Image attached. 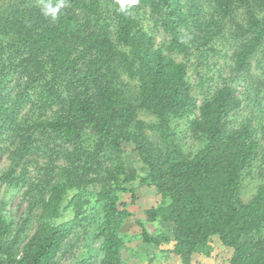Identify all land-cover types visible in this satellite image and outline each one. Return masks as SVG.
<instances>
[{"label":"trees","instance_id":"trees-1","mask_svg":"<svg viewBox=\"0 0 264 264\" xmlns=\"http://www.w3.org/2000/svg\"><path fill=\"white\" fill-rule=\"evenodd\" d=\"M70 1L72 8L61 9L54 22L40 9H0V55L1 36L15 33L18 39L11 44L25 52L17 68L29 76L26 90L40 85L43 108L58 107L52 120L32 130L49 132L64 143L79 141L87 130L96 137L92 151L78 145L75 154H68L69 166L43 189L48 195L38 201L41 221L20 250L21 230L8 241L12 225L0 205V264H56L65 242L91 220L88 206L82 208L80 202L84 188L93 182L101 185L95 197L103 210L96 235L102 241L100 264H123L122 229L131 214L120 194L130 193L134 200L138 187L154 189L161 199L145 212L148 225L171 228L170 234L160 228L152 235L141 224L144 243L158 248L174 243L169 252L179 264H194L211 257L212 241L218 239L221 250L232 252L230 264H264V185L247 203L240 195L242 171L259 143L250 122L236 128L231 121L243 104L233 84L264 46V0H139L168 37L159 46L135 16L137 6L120 13L116 0H108L113 24L94 27L75 8L101 19V1ZM242 8L247 11L245 25L235 21ZM228 21H235V34L241 38L232 55L231 77L198 105L187 64L177 56L188 57L192 47L214 51L209 46L225 39ZM115 66L138 83L137 104L114 84ZM3 104L0 112L10 116L16 103ZM139 111L155 117L156 123L139 120ZM179 120H186L191 136L205 142L195 155L184 153L174 140L171 125ZM146 130L157 135L159 148L148 141ZM31 144L30 136L21 138L20 159ZM124 144L133 145L140 165L147 168L144 178L125 164ZM105 151L115 157L114 166L98 179H85ZM69 212L71 217L63 220Z\"/></svg>","mask_w":264,"mask_h":264},{"label":"rangeland","instance_id":"rangeland-1","mask_svg":"<svg viewBox=\"0 0 264 264\" xmlns=\"http://www.w3.org/2000/svg\"><path fill=\"white\" fill-rule=\"evenodd\" d=\"M99 1H101V10L104 13L101 19H96L93 15L87 16L83 10L75 8L76 15L80 19L89 20L94 27L107 23L112 25L108 0ZM65 3L66 7L63 9L72 8L70 0H65ZM136 6L135 16L142 22L144 30L155 38L156 45L159 46L165 42L168 37L163 29L156 25L150 12L141 8L139 3ZM9 8H19L21 12L38 10L41 8V0H0L2 11H8ZM207 9L211 13V8ZM246 19V9L242 8L235 13V21L238 23L245 25ZM235 21L234 23L228 21L226 24L225 39H216L209 46L214 51L207 50L208 47L200 48V50L192 47L188 57L177 56L178 61L187 64L188 78L193 86V94L198 105L231 77L232 55L235 46L241 41V38L235 34L237 31L234 26ZM192 32L195 35H201L195 27H192ZM17 39L15 33L1 36L4 50L0 55V108L3 103L6 107H11L14 103L16 105L11 109L10 116H5L0 112V179H4L0 181V205L5 217L12 225L8 241L12 240L13 236L21 230L18 244L20 250L35 233L41 221L42 212L38 201L41 195H48V192L43 189L59 180L60 170L69 166L68 154H75L78 145L85 150L92 151L96 137L90 130H87L79 141L64 143L49 132L32 130L33 125L44 120H52L57 115L58 107L43 108L39 101L40 85L37 84L30 90H26L29 76L23 67L17 68L21 59L25 57V52L20 54L11 44ZM8 46L14 48H7ZM114 69V84L137 104L138 83L130 79L121 67L115 66ZM233 85L243 103L241 111L231 117L233 126L237 128L241 124L250 122L259 143L256 156L241 174L240 195L242 201L247 203L264 185V46L252 59L243 77ZM138 119L147 125L156 123L155 117L143 111H139ZM171 127L174 140L184 153L195 155L205 146L204 141L191 136L186 120L172 121ZM27 136L32 138V144L29 153L25 158L20 159L18 156L21 148L20 140ZM146 137L155 148L160 147L158 137L154 132L146 130ZM123 147L125 164L137 170L139 179L144 178L147 168L140 165L139 156L134 151L133 145L124 144ZM114 160L115 157L105 151L87 173L85 179L102 177L107 169L114 166ZM136 185L138 183L127 185L126 188L130 190ZM100 190L101 185L96 182L84 188L80 206L83 208L86 203L89 209L87 216L91 215V220L77 228L65 242L56 259V264H100L103 257L100 251L102 241L98 240L96 235L103 220V210L95 203V197ZM135 194L134 200L130 193L120 194L121 203L128 205L127 209L131 214L122 229L125 239L122 249L123 264H179L170 254H158L156 257V248L144 243L141 238L143 230L141 224L146 225L145 230L152 235L158 234L157 231L160 228L171 233L169 226L148 225L147 222L145 212L161 202L160 196L154 189L144 187H138ZM72 213L66 214L63 220H68ZM212 247L211 257L197 259L194 264H230L231 250H221L218 239H213ZM1 257L0 255V259Z\"/></svg>","mask_w":264,"mask_h":264},{"label":"clouds","instance_id":"clouds-1","mask_svg":"<svg viewBox=\"0 0 264 264\" xmlns=\"http://www.w3.org/2000/svg\"><path fill=\"white\" fill-rule=\"evenodd\" d=\"M139 0H116L117 11L120 13H127L131 8L138 4ZM66 7L65 0H57L53 3L52 0H41V13L46 18H51L54 22L57 20L61 9Z\"/></svg>","mask_w":264,"mask_h":264},{"label":"crops","instance_id":"crops-1","mask_svg":"<svg viewBox=\"0 0 264 264\" xmlns=\"http://www.w3.org/2000/svg\"><path fill=\"white\" fill-rule=\"evenodd\" d=\"M153 246V245H152ZM155 247V246H154ZM173 247H174V243H171V244H169V245H162V246H160L159 248L158 247H155L156 248V254H155V256L157 257L158 256V254H170V255H173V254H171L169 251H171L172 249H173ZM226 251H228V250H226ZM232 254V253H231ZM174 256V255H173ZM175 257V256H174ZM151 258V257H150ZM149 258V259H150ZM152 259V258H151ZM175 260L177 261V262H179L178 261V259L175 257Z\"/></svg>","mask_w":264,"mask_h":264}]
</instances>
